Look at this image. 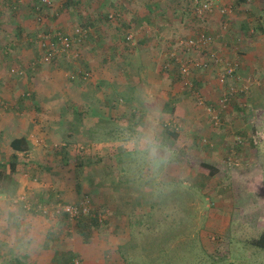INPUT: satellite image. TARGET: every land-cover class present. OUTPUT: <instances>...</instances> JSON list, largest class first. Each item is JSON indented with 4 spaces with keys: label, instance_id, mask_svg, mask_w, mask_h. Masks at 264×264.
<instances>
[{
    "label": "rangeland",
    "instance_id": "374dc122",
    "mask_svg": "<svg viewBox=\"0 0 264 264\" xmlns=\"http://www.w3.org/2000/svg\"><path fill=\"white\" fill-rule=\"evenodd\" d=\"M35 1H0V59L12 60L15 45V51L19 49L16 56L24 51L27 68L34 71L38 65L31 64L41 52L36 35L59 30L56 21L61 14L65 18L76 17L68 22V28L86 31L85 37L73 45L76 56L70 59L74 64L66 58L61 60L68 61L65 63L70 69L74 66L73 77H68L70 81L76 78L83 81L77 83L75 93L92 92V95H81V100L90 102L83 106V115L87 114L93 121H86L73 137L75 146L81 147L78 161L66 152L65 158H71L74 166L70 171L76 180L74 191L78 202L87 197L93 214L102 212L105 217L96 226L92 219L72 222L64 217H52L55 222L47 229L50 230L49 246L58 247L57 264H71L68 263L71 256L65 251L71 234L85 241L98 238L109 245L121 243L114 254L107 253L110 264H264V248L253 245L264 234V74H259L264 66L255 73L246 66L242 68L239 52L245 54L246 42L225 40L232 32L235 12L232 5L227 6L232 10L227 15L219 12L221 8L217 9L220 19L214 30L208 25L203 27L213 13L200 18L203 24L199 31L214 39L203 52H186L177 46L179 39L192 38L198 33L187 25L179 26L175 32L171 27L160 30L161 35L155 41L152 38L159 27L152 24L141 29L147 30L145 33L151 29L146 34L148 38L141 41L131 25L123 34L115 32L121 39L110 43L118 51L114 56L110 54L108 70L97 72L101 78L111 75L115 80L110 86L104 85L102 79L96 90L91 88L92 67L83 58L87 47L92 46L91 12L76 8L77 0L71 1L65 11L59 5L61 0H50L51 10L44 24H38L30 7ZM258 10L245 13L246 18L261 20L248 27L253 30L251 35L257 34L255 37L264 36V9ZM20 16L30 25H18L16 20ZM107 16L100 13L96 19L108 22ZM183 18L198 21L193 14H185ZM118 22L115 27L119 26ZM109 47L104 42L99 51ZM210 53L219 58L218 63L193 70L189 79L192 88L185 87L179 73L180 62L171 55H176L181 63L187 60L194 65L208 63ZM144 64L152 65L153 69L150 67L145 72ZM18 66L9 65L8 79L20 80L22 88L17 89L16 99L19 96L30 99L32 87L28 85L38 78L24 70L26 65ZM225 68H232L233 73L223 86L219 76ZM78 71L86 72L88 77ZM228 87L235 92L223 109L218 101ZM197 97L202 99V104ZM0 100L3 103L0 111L1 108L8 111L9 105L4 108L3 97ZM144 133H154L159 142L164 163L158 167L153 166L147 147L140 143ZM95 145L104 146L93 149ZM52 152L56 154V150ZM51 196L58 197L51 199ZM51 196L25 199L29 208L50 204L56 198L61 201L57 192ZM19 200L6 201L5 207L27 218L28 213L43 216L34 209L28 211L23 206L25 202ZM121 208L124 210L119 212ZM4 220L8 227L9 217ZM30 222L29 226L33 227L34 220ZM2 226L5 227L4 222ZM1 235L0 264H21V261L25 264V254L23 258L8 248V245H23L25 238L20 233L2 232Z\"/></svg>",
    "mask_w": 264,
    "mask_h": 264
},
{
    "label": "crops",
    "instance_id": "0c3cea01",
    "mask_svg": "<svg viewBox=\"0 0 264 264\" xmlns=\"http://www.w3.org/2000/svg\"><path fill=\"white\" fill-rule=\"evenodd\" d=\"M0 1L3 2V0ZM13 1L14 0H12V2ZM71 1L73 0H61L59 5L65 11L68 9ZM185 1L186 0H77V7L75 4L74 6L76 8L79 7V9L87 8L88 11L91 12L89 17L93 18V22L90 23L93 29L90 31L92 46L87 47L85 54L83 53V58L86 59L87 63L92 67L94 73L91 82L93 85L91 88L97 90L102 79L104 85L110 86L112 85L111 83H113L112 81L115 80L112 77L110 78L111 75H108L107 78L104 76L101 78L97 73L101 70L103 73L108 70L110 66H107V64L110 60V54L114 56L118 51L116 48H113V44L110 43L111 41H119L121 39H118L119 36H117L115 32L119 31L123 34L127 26L131 25L135 30L136 37L140 41L143 40V38H148L146 34H148L151 29L148 30L147 33H145L147 30L141 31V29L150 27V24H152V26L155 25L156 28L159 27L156 32L154 31L155 34L153 33L154 36L152 41L160 37V30L164 31L167 27H171V31L175 32L179 26L187 25L194 28L195 32H199L203 24L202 21V24H200V20L198 19V21L195 20L196 23L193 21L194 19L191 18H188L186 21L183 18L185 13L179 14V11H185L187 8L183 3ZM211 1L214 4V12L205 20L206 22H204L203 27L208 25L210 29L214 30L220 19L217 9L232 5L235 11L232 16V21L234 22H231L232 32L229 36H226L225 40L227 41V39H230L231 42H233L237 39V41L246 42L245 54L239 52L240 66H242V68L246 66V69L248 71L250 70L252 73L256 71L259 72L261 66H264V36L260 34L258 37H255L257 36L256 33L251 35L253 30L252 28L250 30L248 27L260 23L261 20L256 22L257 19L255 20L253 17L255 21L253 22L251 18H246L245 13L250 9L257 10V12L259 11L258 9H260V11L264 9V7H262L264 0ZM21 2L23 3V0H21ZM16 3L20 2L16 1ZM183 6L185 7L182 8ZM189 8H191V6H189ZM100 13H106V16L107 13H109V16H107L108 22L96 19V17L99 18ZM121 15L122 17H120ZM55 16H57V14H55ZM51 17L52 16H50V18ZM24 18V16H20V19L16 20L17 24H21L23 27L30 25V22ZM71 18L72 20H70ZM73 20H76L75 16H67L65 18V16L61 14L60 19L56 21L58 28H60L58 31L63 34L71 35L73 29L71 27L68 28L67 24ZM250 20L252 21L250 22ZM88 21L90 20L88 19ZM117 22L119 26L115 27L114 25ZM122 26H125V28ZM192 32H194V30ZM244 33L249 37L247 36V38H245ZM15 39L17 40V38ZM104 42L110 46L109 49L99 51L100 46H102ZM14 47L15 45L12 47L14 53L11 54L13 55L11 56L13 58L12 60L3 61L0 59V97H3L2 101L6 103L4 104V108H6L7 105L10 107L8 111H4L2 108L0 111V169L8 174L10 172V165L14 164V172L12 173L14 185L12 190L9 192L0 189V234L2 232H6L10 235H17L20 233V235L25 238V240H23V245H8V248L10 247L14 252L16 251L18 256L22 254L24 258L25 254V264H57L55 253L58 247L56 248L55 246L51 248V246H49L48 237L50 230L47 229L50 223L55 222L52 220L54 219L52 218V213L43 216L37 213H28L27 215L29 218H27L13 212L10 208H6L5 202L7 201V203H9L10 200L15 202V200L21 196L26 197V199L27 197L33 196L38 197V199H43V196L49 197L55 192L59 194V198L63 203L74 204L78 202V195L76 191H74L76 180L73 179L70 169L74 168L71 164V158L73 157V159L76 160L80 158L78 154L80 153L79 148L81 147L75 146L72 140L74 139L73 137H75V132L83 128L80 126L85 125L86 121L88 122L91 120L88 118L87 114L83 115V106H88L90 102H83L81 97L87 96L88 94L92 95V92L84 90L85 92H81L80 95L75 93V88L83 81L77 78L73 81L69 80V78L71 79L73 77L71 73H73L74 66L72 65V69H70V66L66 63L72 62V59L66 58L69 62L65 61V63L61 60L65 57L60 56L49 64L38 65L34 71H31L27 68L28 60L27 57H25L26 54L24 51L21 50L23 53L20 56H16L19 49L15 51L16 47ZM100 52L102 54H100ZM12 64H19L18 68L26 65L27 69L24 70L27 73L29 71L30 73L28 74L35 75V77L38 78V81H35L36 79H33V77L32 84L28 85L32 87L30 99L19 98L20 96L16 99V95L18 94L17 89L22 88V85H19V79H8L6 70L9 68V65ZM71 64H74V62ZM143 66L145 72H148L150 67H152V65L148 66L147 64ZM78 72L80 73L81 71ZM259 74L260 76L264 74V68ZM0 104L2 105L3 103L0 102ZM20 138L26 141L27 148L23 151H14L10 144L14 139ZM67 140L70 143H65ZM57 146L61 148H57ZM103 146L104 145H95V147H92L93 149H100V147ZM54 147L56 148L53 149ZM52 150H56V154H54L55 152H52ZM65 152L70 155V160L65 158L67 157V155L65 156ZM51 197V199H53L58 196ZM56 201H58V199ZM121 210L124 209L121 208L119 212H121ZM8 217L10 221H8L9 226L7 227V221L5 222L3 219H7ZM31 219L34 220L33 227L29 226V224L32 223L30 222ZM3 222L5 227L2 226ZM72 225L75 226L76 224L74 225L72 223ZM15 228L18 229L15 230ZM68 232L72 233V230L68 229ZM1 237L2 235L0 239ZM66 242L67 246L65 251L72 256L71 260L73 258H78L83 264H110L111 262L107 260V253L114 254V252L121 248L119 246L121 243L112 242V246L106 244L104 241H99L98 238H93L92 241L91 239L85 241L84 239L81 240L76 237L75 234H71V238ZM49 247L51 249L47 250ZM21 264L24 263L21 261Z\"/></svg>",
    "mask_w": 264,
    "mask_h": 264
},
{
    "label": "built area",
    "instance_id": "2783aa9c",
    "mask_svg": "<svg viewBox=\"0 0 264 264\" xmlns=\"http://www.w3.org/2000/svg\"><path fill=\"white\" fill-rule=\"evenodd\" d=\"M17 2H21V0H15ZM191 10L193 14L199 18H204L205 16H209L214 12V4L211 0H193L191 3ZM31 9L35 15L34 19L38 24H44L47 12L51 10V2L50 0H37L31 3ZM230 7H223L220 9V13L223 15H227L231 12ZM85 30L75 29L72 34H63L60 31L53 32H39L36 35L37 41L39 43V48L41 50L40 57L32 62L31 66L35 67L36 65L49 64L54 61L56 58L60 56H64L65 58L75 57L73 51V45L75 41H79L80 39L85 37ZM130 40V36L127 38ZM213 37L205 34L203 32H198L194 37L179 39L177 42V46H179L183 51H201L203 52L208 46L213 43ZM210 57L207 62L195 63L194 65L189 64L186 60L184 63H181L180 59L177 58L176 55L173 54L171 57H175L177 63L180 62L179 65V73L182 78V84L187 88H192V84L190 82V74L193 70L197 69H206L210 67V65L217 64L219 58L215 56V54H208ZM193 67V68H192ZM233 73L232 68H225L222 74L219 76V83L223 86L226 82V79L230 77ZM80 74H85L88 77L86 72H80ZM235 92L232 87H228L223 94L220 96L218 105L221 108H225L230 97ZM200 101L199 104H202V99L197 97ZM21 203L25 209L33 210L39 212L43 215H49L52 213L53 217H65L68 221L78 222L79 220L87 217H96L99 224H102L105 220L104 213L100 212L98 214H93V210L90 204V200L87 197H83L79 202L74 204H66L61 201H53L50 204H38L32 208H29V203L26 202L24 196L19 198ZM19 200V201H20ZM78 258H73L71 264H80Z\"/></svg>",
    "mask_w": 264,
    "mask_h": 264
},
{
    "label": "trees",
    "instance_id": "16d2710c",
    "mask_svg": "<svg viewBox=\"0 0 264 264\" xmlns=\"http://www.w3.org/2000/svg\"><path fill=\"white\" fill-rule=\"evenodd\" d=\"M193 0H186L185 2H183L185 5H188L186 6L187 8L185 9V11H183L185 14H193V11L191 10V8H189V6H191V2ZM191 12V13H190ZM194 15V14H193ZM196 16V15H194ZM196 18L198 20H200L199 17L196 16ZM130 27L127 26V28ZM133 27V26H132ZM125 28V26H124ZM199 32H202V31H199ZM176 137V135H175ZM11 148L14 150V151H23L25 150L27 147H26V141L23 139V138H20V139H14L11 144H10ZM1 166V165H0ZM14 172V164H11L10 165V172L8 174H6L5 172H3L1 169H0V189L1 190H4V191H10L12 190L13 188V185H14V180L12 178V173ZM4 191H2L3 193H5ZM64 217V216H63ZM55 218H58V217H55ZM65 218V217H64ZM66 219V218H65ZM86 219V218H84ZM87 219H92L91 221H93L95 223V226L96 225H99L98 223V220L96 217H87ZM82 220V219H81ZM80 221V220H79ZM91 225V223H90ZM254 246H257L261 249L264 248V234H262L260 236V238L256 241L253 242ZM59 257V256H58ZM58 257H57V260H58ZM72 258V256H71ZM71 258H69V262H72Z\"/></svg>",
    "mask_w": 264,
    "mask_h": 264
},
{
    "label": "clouds",
    "instance_id": "9594fccd",
    "mask_svg": "<svg viewBox=\"0 0 264 264\" xmlns=\"http://www.w3.org/2000/svg\"><path fill=\"white\" fill-rule=\"evenodd\" d=\"M140 143L142 146L147 147L151 162L154 167H158L161 163H164V157L159 154L161 148L154 133L142 134L140 137Z\"/></svg>",
    "mask_w": 264,
    "mask_h": 264
}]
</instances>
